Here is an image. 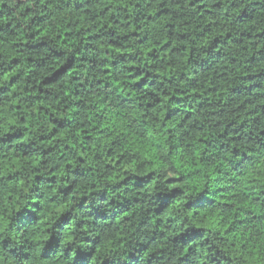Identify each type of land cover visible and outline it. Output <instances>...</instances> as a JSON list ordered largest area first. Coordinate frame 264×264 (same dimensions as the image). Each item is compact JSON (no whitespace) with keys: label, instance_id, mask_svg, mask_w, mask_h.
<instances>
[{"label":"clouds","instance_id":"1","mask_svg":"<svg viewBox=\"0 0 264 264\" xmlns=\"http://www.w3.org/2000/svg\"><path fill=\"white\" fill-rule=\"evenodd\" d=\"M0 264H264V0H0Z\"/></svg>","mask_w":264,"mask_h":264}]
</instances>
